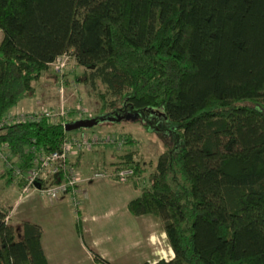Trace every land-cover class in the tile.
<instances>
[{
	"label": "trees",
	"instance_id": "trees-1",
	"mask_svg": "<svg viewBox=\"0 0 264 264\" xmlns=\"http://www.w3.org/2000/svg\"><path fill=\"white\" fill-rule=\"evenodd\" d=\"M0 32V119L69 52L103 87L102 113L118 98L169 120L179 144L126 204L165 234L173 256L153 264H264V0H0ZM60 119L2 125L0 144L24 169L27 146L57 149L82 118ZM126 167L143 172L132 151L112 169ZM6 217L0 207V264H48L40 227L22 221L17 235Z\"/></svg>",
	"mask_w": 264,
	"mask_h": 264
},
{
	"label": "rangeland",
	"instance_id": "rangeland-1",
	"mask_svg": "<svg viewBox=\"0 0 264 264\" xmlns=\"http://www.w3.org/2000/svg\"><path fill=\"white\" fill-rule=\"evenodd\" d=\"M60 61L63 63L57 71L55 67L58 62L49 64L39 78L30 83L33 92L23 94L6 114L49 110L59 106L66 113L61 121L101 114L102 101L97 93L103 92V87L98 83L90 85L83 81V68L75 64L69 52ZM104 99L110 102L114 97L106 94ZM114 101V112L123 116L120 121L80 128L74 130L71 136L82 131L88 136L115 138L123 135L121 139L124 140V135H129L135 139L134 145H100L83 151L76 158L75 164L83 175H87L96 169L95 161L89 154L91 151H104L102 160L105 161L106 169H112L120 156L132 151L143 172L125 183L101 178L80 185V200L86 210L84 216L88 217L86 225H89L90 233H84L80 228V234L76 232L75 228L81 221L78 222L80 219L73 216L72 210L77 212L80 206L76 210L64 199L67 212L64 217L57 219L49 216L53 212L50 205L52 201L39 195L37 191L20 196L22 181L9 174L12 169L9 166L21 168L20 158L11 155L7 149L2 150L12 158L7 160V157H0V207L7 212L6 221L14 227L17 235L22 221H35L40 224L43 228L42 242L50 264H101L93 259L90 251L111 264H145L146 260L148 264H153L158 259H169L165 250L154 256V248L148 246L146 239L150 229L148 222L143 217L134 220L125 203L138 195L141 187L139 179L153 170L159 154L166 148L178 145L180 138L169 120L161 118L155 111H137L122 104L118 98ZM107 110L111 111L110 108ZM50 121L55 123L59 118ZM96 156L100 157L101 152ZM91 202L97 205L92 208ZM90 215L93 216V222L89 221Z\"/></svg>",
	"mask_w": 264,
	"mask_h": 264
},
{
	"label": "built area",
	"instance_id": "built-area-1",
	"mask_svg": "<svg viewBox=\"0 0 264 264\" xmlns=\"http://www.w3.org/2000/svg\"><path fill=\"white\" fill-rule=\"evenodd\" d=\"M63 56V55H62ZM57 57L51 64L57 63L56 71L62 66L61 57ZM62 106L54 109H45L33 112H17L6 114L0 119V126L13 122H34L41 119L61 118L65 116ZM78 118V117H77ZM112 144L122 146L124 140L118 137L109 136H88L84 132L63 138L57 149L50 152H43L36 149L33 145L24 149L30 157V165L24 169L9 166L10 176H14L22 181L19 189L20 196L27 195L30 191H37L39 195L49 201L56 197L63 196L76 209L80 206V185L96 179L109 178L119 183H125L135 176L133 168L126 167L117 170L113 169H94L87 175H83L75 164L76 158L83 151L92 150L100 145ZM4 144H0V157L9 160L12 158L7 152Z\"/></svg>",
	"mask_w": 264,
	"mask_h": 264
},
{
	"label": "crops",
	"instance_id": "crops-1",
	"mask_svg": "<svg viewBox=\"0 0 264 264\" xmlns=\"http://www.w3.org/2000/svg\"><path fill=\"white\" fill-rule=\"evenodd\" d=\"M100 152H101V156L97 157L96 155L99 154ZM102 152H104V151H97V150L95 151L94 150V151H91V153H89V154H91L92 160L95 161L94 164H95V167H97V168L105 167V161L102 160ZM80 160L81 159H79V162H80ZM86 183L87 182H85L84 184H86ZM81 185H83V184L81 183ZM80 194H81V190H80ZM64 199H66V198L63 197V196H59V197H56L55 199L51 200L52 202H50V205L53 207V212H51L49 216L55 217L57 219H60L61 217H64L65 212H67L65 204L63 202ZM85 202H87V201H85ZM127 202L125 204H127ZM91 205H92L91 207L94 208L97 205V203L93 204L91 202ZM85 211H86L85 208L82 207V200H81L80 208L78 209V211L74 212L72 210V213H73V216L75 218L78 217V219H80V220H78V222L81 221V223H79V226H80L79 228L81 229V231L84 232V233H90V227H89V225H86L88 217L84 216ZM148 216H150V215H142V216H139V217L132 216V217L135 218L134 220H137L138 218H142L143 217V218H145L144 220H146L148 222L150 229L148 231L146 239H148V243H149L148 246L154 248V256H157L159 254V252H163V250H165V253L167 254V256H169V259L172 258L173 252H172L171 248L169 247V245H168V243L166 241L165 234L161 230L158 220H156L153 217H148ZM125 217L128 218L127 215H125ZM89 221L93 222V216L90 215ZM33 223L37 224L40 227V229H41V236H40L41 248H42L43 253H44L45 257H46L47 263L50 264L48 256H47V253H46V250H45V248L43 246V242H42L43 228H41L40 224H38L37 222L34 221ZM80 224H82V226ZM44 226H46V225H44ZM160 249H162V250L160 251ZM165 260H167V259H165ZM147 261L148 260H146V263H147Z\"/></svg>",
	"mask_w": 264,
	"mask_h": 264
},
{
	"label": "water",
	"instance_id": "water-1",
	"mask_svg": "<svg viewBox=\"0 0 264 264\" xmlns=\"http://www.w3.org/2000/svg\"><path fill=\"white\" fill-rule=\"evenodd\" d=\"M154 111V110H151ZM160 115V112H156ZM123 118V116L118 115L115 111L104 112L89 118L76 119L73 121H68L63 124L64 131H72L80 128H91L102 122H118Z\"/></svg>",
	"mask_w": 264,
	"mask_h": 264
},
{
	"label": "flooded vegetation",
	"instance_id": "flooded-vegetation-1",
	"mask_svg": "<svg viewBox=\"0 0 264 264\" xmlns=\"http://www.w3.org/2000/svg\"><path fill=\"white\" fill-rule=\"evenodd\" d=\"M125 109H121V111H124ZM118 111V110H117Z\"/></svg>",
	"mask_w": 264,
	"mask_h": 264
}]
</instances>
